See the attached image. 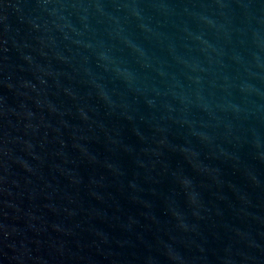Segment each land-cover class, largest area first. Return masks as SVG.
<instances>
[{
  "label": "water",
  "instance_id": "obj_1",
  "mask_svg": "<svg viewBox=\"0 0 264 264\" xmlns=\"http://www.w3.org/2000/svg\"><path fill=\"white\" fill-rule=\"evenodd\" d=\"M0 264H264V0H0Z\"/></svg>",
  "mask_w": 264,
  "mask_h": 264
}]
</instances>
